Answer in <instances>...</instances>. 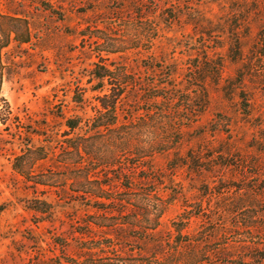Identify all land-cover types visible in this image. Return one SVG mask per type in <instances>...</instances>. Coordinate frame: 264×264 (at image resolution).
<instances>
[{"label": "rangeland", "instance_id": "rangeland-1", "mask_svg": "<svg viewBox=\"0 0 264 264\" xmlns=\"http://www.w3.org/2000/svg\"><path fill=\"white\" fill-rule=\"evenodd\" d=\"M138 1L0 0L1 15L24 18L31 30L29 42L11 35L1 51L0 264L60 255L56 237L68 239L74 254L77 222L100 213L65 199L61 187L35 184L38 177L28 181L16 159L25 154V168L35 176L57 171L62 148L96 116L97 65L127 63L158 79L159 68L143 67L151 54L170 66L181 90L191 87L189 77L201 80L206 69L223 65L218 84L207 79L209 104L201 119L183 129L179 157L174 149L155 155L164 198H177L162 218L165 239L175 244L176 229L184 227L183 257L195 248L203 264L264 262V0H142V18L129 12ZM174 16L178 21L168 25ZM140 33L152 36V44L138 43ZM69 118L83 123L71 132ZM33 200L51 206L41 205L42 213L32 209Z\"/></svg>", "mask_w": 264, "mask_h": 264}, {"label": "trees", "instance_id": "trees-1", "mask_svg": "<svg viewBox=\"0 0 264 264\" xmlns=\"http://www.w3.org/2000/svg\"><path fill=\"white\" fill-rule=\"evenodd\" d=\"M143 8L139 0L129 12L142 18ZM152 9L156 13L159 5L155 4ZM175 21H178L176 16L167 23L172 25ZM0 22L7 23V30H3V25L0 27L1 69V51L8 47L11 35L27 43L31 30L24 18L0 14ZM153 31L158 36L161 31L158 24L155 23ZM137 37L138 43L149 41L152 44L154 39L144 33ZM148 57L151 61L143 67L150 72L159 68L160 78H156L155 72L137 73L127 63L114 69L111 64L97 65L93 75L101 82L93 88L99 92L96 116L86 120L85 134L70 138L69 146L62 148L57 171L35 176L25 168V154L16 159L15 168L28 181L38 177L35 184L63 190L70 186L71 194L64 190L65 199L73 198L100 213L93 220L77 222L82 227L76 228L78 236L71 238L77 243L74 254L69 253L68 239L56 237L54 241L61 246V254L45 257L38 253L30 264H203L195 248L190 255L182 256V247L186 244L179 239L184 227L176 229L179 237L175 244L169 237L165 239L160 228L162 218L177 198H164L160 185L165 178L155 167L154 159L156 154H166L172 149L179 157L183 129L201 119L209 104L207 79L213 78L218 84L223 65L217 63L212 70L204 69L209 76L199 77L201 80L189 77L187 83L191 87L181 90L170 66L163 59L157 61L154 54ZM196 98L203 104H195ZM82 123L81 118H69L65 125L73 132ZM64 134L68 136L70 132ZM41 150L45 149L40 148L39 152ZM28 152L38 151L29 149ZM47 155L45 152L39 159H46ZM29 159L33 160L34 156ZM33 201L32 209L42 213L47 211L41 205L51 206L44 200ZM131 243H139L142 248L132 246L130 249Z\"/></svg>", "mask_w": 264, "mask_h": 264}]
</instances>
